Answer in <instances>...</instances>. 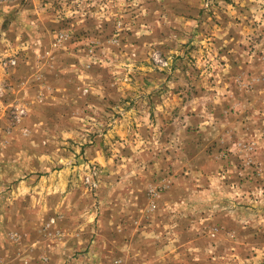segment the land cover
I'll return each instance as SVG.
<instances>
[{"label":"rangeland","instance_id":"obj_1","mask_svg":"<svg viewBox=\"0 0 264 264\" xmlns=\"http://www.w3.org/2000/svg\"><path fill=\"white\" fill-rule=\"evenodd\" d=\"M0 264H264V0H0Z\"/></svg>","mask_w":264,"mask_h":264}]
</instances>
